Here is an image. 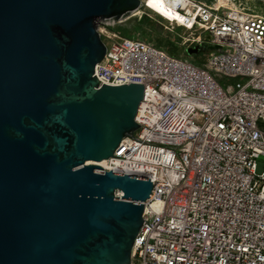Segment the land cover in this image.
I'll return each instance as SVG.
<instances>
[{
	"label": "built area",
	"instance_id": "obj_1",
	"mask_svg": "<svg viewBox=\"0 0 264 264\" xmlns=\"http://www.w3.org/2000/svg\"><path fill=\"white\" fill-rule=\"evenodd\" d=\"M160 1L176 16L155 0L129 16L155 14L189 32L184 44L215 48L198 65L100 23L110 41L99 86H144L139 127L102 166L153 184L130 264H264V15L224 0Z\"/></svg>",
	"mask_w": 264,
	"mask_h": 264
},
{
	"label": "water",
	"instance_id": "obj_2",
	"mask_svg": "<svg viewBox=\"0 0 264 264\" xmlns=\"http://www.w3.org/2000/svg\"><path fill=\"white\" fill-rule=\"evenodd\" d=\"M139 5L0 0V264H130L153 184L87 160L139 127L143 84L94 75L100 23Z\"/></svg>",
	"mask_w": 264,
	"mask_h": 264
},
{
	"label": "rangeland",
	"instance_id": "obj_3",
	"mask_svg": "<svg viewBox=\"0 0 264 264\" xmlns=\"http://www.w3.org/2000/svg\"><path fill=\"white\" fill-rule=\"evenodd\" d=\"M207 3H214L216 0H202ZM226 5L231 7L234 4L244 7V9L251 12L260 13L264 15V2L260 0H235L234 2L229 0H224ZM151 22L141 24L137 21H133L130 27H123V24L115 23L113 25L114 30L121 36L131 37V38H142L156 47L165 50L168 54L174 55L182 60L190 61L198 65H204L207 61L208 54L215 47L209 43L205 38V42L200 46L198 52L193 53L192 49L187 53V49L194 47L195 43L184 44L185 38L189 35V32L181 26L173 24V26L165 27L167 23L163 18L153 14L151 17ZM119 24V25H118ZM127 25V26H129ZM106 44H109L107 38L102 37ZM215 78L219 82L225 80L234 82L237 79L228 78L220 74L212 72ZM263 160V158L261 159Z\"/></svg>",
	"mask_w": 264,
	"mask_h": 264
},
{
	"label": "bare ground",
	"instance_id": "obj_4",
	"mask_svg": "<svg viewBox=\"0 0 264 264\" xmlns=\"http://www.w3.org/2000/svg\"><path fill=\"white\" fill-rule=\"evenodd\" d=\"M158 2V6L157 8L166 16V17H169V18H173L176 16V11L174 9H172V7H170V3H166V2H163V1H160V0H155ZM107 158H103L101 159L100 161H97V160H87L88 163H94V164H98L100 165V167H102L104 164H105V160Z\"/></svg>",
	"mask_w": 264,
	"mask_h": 264
},
{
	"label": "trees",
	"instance_id": "obj_5",
	"mask_svg": "<svg viewBox=\"0 0 264 264\" xmlns=\"http://www.w3.org/2000/svg\"><path fill=\"white\" fill-rule=\"evenodd\" d=\"M135 21H137V22H139V23H141V24H145V23H147V22H151V18L148 16V15H143L140 19H135ZM119 24H121V23H119ZM118 24V25H119ZM132 24V23H131ZM123 27L125 26V27H130L131 25H129V26H127L126 24H123L122 25ZM106 27L108 28V29H110L111 31H114L115 32V30H114V27L113 26H111V25H106Z\"/></svg>",
	"mask_w": 264,
	"mask_h": 264
},
{
	"label": "flooded vegetation",
	"instance_id": "obj_6",
	"mask_svg": "<svg viewBox=\"0 0 264 264\" xmlns=\"http://www.w3.org/2000/svg\"><path fill=\"white\" fill-rule=\"evenodd\" d=\"M197 45V44H196ZM201 46V45H200Z\"/></svg>",
	"mask_w": 264,
	"mask_h": 264
}]
</instances>
